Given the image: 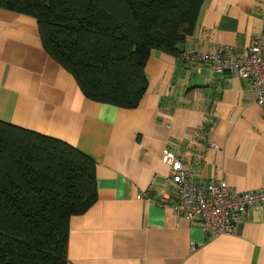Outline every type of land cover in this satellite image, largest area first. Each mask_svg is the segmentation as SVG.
Instances as JSON below:
<instances>
[{
    "label": "crops",
    "instance_id": "1",
    "mask_svg": "<svg viewBox=\"0 0 264 264\" xmlns=\"http://www.w3.org/2000/svg\"><path fill=\"white\" fill-rule=\"evenodd\" d=\"M264 46V0H206L185 55ZM137 109L84 97L44 50L36 20L0 10V121L69 144L96 164L97 202L70 219L68 264H264V214L216 238L181 216L166 153L192 181L264 190V107L249 81L153 52Z\"/></svg>",
    "mask_w": 264,
    "mask_h": 264
},
{
    "label": "trees",
    "instance_id": "2",
    "mask_svg": "<svg viewBox=\"0 0 264 264\" xmlns=\"http://www.w3.org/2000/svg\"><path fill=\"white\" fill-rule=\"evenodd\" d=\"M205 1L0 0V10L36 20L44 50L86 99L134 110L152 53L180 59ZM97 192L87 155L0 121V264H68L69 221Z\"/></svg>",
    "mask_w": 264,
    "mask_h": 264
},
{
    "label": "built area",
    "instance_id": "3",
    "mask_svg": "<svg viewBox=\"0 0 264 264\" xmlns=\"http://www.w3.org/2000/svg\"><path fill=\"white\" fill-rule=\"evenodd\" d=\"M181 61L209 66L216 73H228L249 81L258 103L264 107V46L256 43L247 54L238 56L234 48H223L213 54L185 55ZM181 153H166L164 162L170 167V179L179 188L178 207L181 216L200 225L212 238L233 235L248 211L264 214V190L238 194L223 182L199 185L183 166Z\"/></svg>",
    "mask_w": 264,
    "mask_h": 264
}]
</instances>
